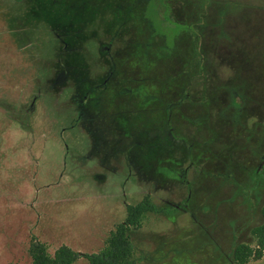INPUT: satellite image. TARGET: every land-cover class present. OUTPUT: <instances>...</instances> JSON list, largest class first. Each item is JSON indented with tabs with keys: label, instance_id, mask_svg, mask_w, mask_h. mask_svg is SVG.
Segmentation results:
<instances>
[{
	"label": "rangeland",
	"instance_id": "rangeland-1",
	"mask_svg": "<svg viewBox=\"0 0 264 264\" xmlns=\"http://www.w3.org/2000/svg\"><path fill=\"white\" fill-rule=\"evenodd\" d=\"M262 156L264 0H0V264L95 253L145 194L137 264H233Z\"/></svg>",
	"mask_w": 264,
	"mask_h": 264
},
{
	"label": "trees",
	"instance_id": "trees-1",
	"mask_svg": "<svg viewBox=\"0 0 264 264\" xmlns=\"http://www.w3.org/2000/svg\"><path fill=\"white\" fill-rule=\"evenodd\" d=\"M234 96L231 95V98ZM234 104V103H233ZM238 107V104H235ZM236 110L232 119L237 118ZM237 120V119H236ZM234 120V121H236ZM238 121V120H237ZM258 181L264 178V164L259 172L249 176ZM126 214L122 222L116 224L109 231L103 241L102 247L95 253H82L74 251L69 246L62 244L52 254L48 252L47 244L36 237L31 236L28 254L31 264H73L79 257H84L88 264H137L134 244L131 241L130 232L141 227L148 214L166 212L158 207L148 194L135 204L126 205ZM261 221L250 228V234L254 239V245L246 242L237 243L232 250L231 260L233 264H245L250 259L261 258L264 254V203L261 207Z\"/></svg>",
	"mask_w": 264,
	"mask_h": 264
},
{
	"label": "flooded vegetation",
	"instance_id": "flooded-vegetation-1",
	"mask_svg": "<svg viewBox=\"0 0 264 264\" xmlns=\"http://www.w3.org/2000/svg\"><path fill=\"white\" fill-rule=\"evenodd\" d=\"M233 100L234 99H232V101ZM263 164H264V156H262L260 158V160L258 161V163L256 164V166L251 170V175L253 176V175H255V173L259 172V170H260L261 166H263Z\"/></svg>",
	"mask_w": 264,
	"mask_h": 264
}]
</instances>
